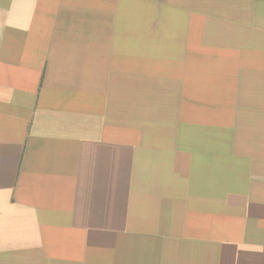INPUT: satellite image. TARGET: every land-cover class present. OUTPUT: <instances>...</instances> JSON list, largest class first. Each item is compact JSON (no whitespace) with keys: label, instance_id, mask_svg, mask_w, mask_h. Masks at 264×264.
<instances>
[{"label":"crops","instance_id":"0c3cea01","mask_svg":"<svg viewBox=\"0 0 264 264\" xmlns=\"http://www.w3.org/2000/svg\"><path fill=\"white\" fill-rule=\"evenodd\" d=\"M0 264H264V0H0Z\"/></svg>","mask_w":264,"mask_h":264}]
</instances>
